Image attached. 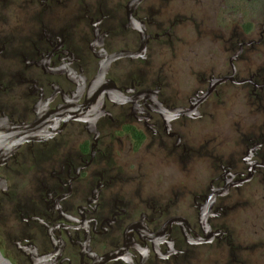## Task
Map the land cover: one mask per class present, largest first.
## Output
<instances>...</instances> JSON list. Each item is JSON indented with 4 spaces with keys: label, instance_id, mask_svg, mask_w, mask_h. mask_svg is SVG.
<instances>
[{
    "label": "flooded vegetation",
    "instance_id": "flooded-vegetation-1",
    "mask_svg": "<svg viewBox=\"0 0 264 264\" xmlns=\"http://www.w3.org/2000/svg\"><path fill=\"white\" fill-rule=\"evenodd\" d=\"M262 50L264 0H0L4 259L264 264Z\"/></svg>",
    "mask_w": 264,
    "mask_h": 264
},
{
    "label": "rangeland",
    "instance_id": "rangeland-1",
    "mask_svg": "<svg viewBox=\"0 0 264 264\" xmlns=\"http://www.w3.org/2000/svg\"><path fill=\"white\" fill-rule=\"evenodd\" d=\"M261 17H262V18H260V20L258 19V22L260 21V23H262L261 20L263 19V14H262ZM260 25H262V24H260ZM262 30H263V27H260V28L258 27V28L256 29V31H255V33H254L255 38L260 37V33H261ZM262 51H263V53H264V50H262ZM262 58H264L263 55L259 56V59H260V60H262Z\"/></svg>",
    "mask_w": 264,
    "mask_h": 264
},
{
    "label": "water",
    "instance_id": "water-1",
    "mask_svg": "<svg viewBox=\"0 0 264 264\" xmlns=\"http://www.w3.org/2000/svg\"><path fill=\"white\" fill-rule=\"evenodd\" d=\"M0 264H11V263L6 259H4V257L0 253Z\"/></svg>",
    "mask_w": 264,
    "mask_h": 264
},
{
    "label": "trees",
    "instance_id": "trees-1",
    "mask_svg": "<svg viewBox=\"0 0 264 264\" xmlns=\"http://www.w3.org/2000/svg\"><path fill=\"white\" fill-rule=\"evenodd\" d=\"M259 1H263V0H259Z\"/></svg>",
    "mask_w": 264,
    "mask_h": 264
}]
</instances>
